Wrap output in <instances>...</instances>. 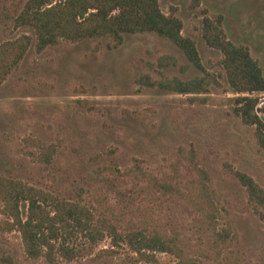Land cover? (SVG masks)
I'll use <instances>...</instances> for the list:
<instances>
[{
    "label": "rangeland",
    "instance_id": "1",
    "mask_svg": "<svg viewBox=\"0 0 264 264\" xmlns=\"http://www.w3.org/2000/svg\"><path fill=\"white\" fill-rule=\"evenodd\" d=\"M28 0H0V46L24 34L32 43L0 82V175L87 206L95 222L120 214L125 234L149 215L150 230L163 228L185 254L200 257L216 231L228 230L222 243L236 264H264V209L251 200L236 172L264 188V148L256 127L236 111L238 94L229 84L223 53L203 37L206 17L221 21L226 37L247 46L264 73V0H159L162 11L179 17L182 33L196 42L203 69L189 62L170 39L153 31L127 33L114 46L111 37L61 38L42 51L30 26L17 17ZM174 55L181 65L160 66ZM210 72L219 86L208 94H181L152 80L191 79ZM258 112L264 106V93ZM49 154V155H48ZM139 163L159 176L182 183L206 173L217 211L200 214L176 193L159 192L151 183L111 173ZM24 217L28 203H21ZM0 197V264H179L171 252L140 256L120 237L106 232L96 241L80 233L69 239L76 255L30 257L22 234L7 224Z\"/></svg>",
    "mask_w": 264,
    "mask_h": 264
},
{
    "label": "trees",
    "instance_id": "2",
    "mask_svg": "<svg viewBox=\"0 0 264 264\" xmlns=\"http://www.w3.org/2000/svg\"><path fill=\"white\" fill-rule=\"evenodd\" d=\"M20 25L34 29L36 47L42 51L61 38L81 40L90 37H111L114 46L123 43L125 34L153 31L173 41L185 54L189 62L203 69L196 42L183 35L182 20L165 14L159 0H28L17 17ZM203 37L207 44L218 48L223 53V67L230 86L238 93L236 111L243 120L256 127V136L264 148V117L258 112L260 97L264 93V73L257 59L249 48L237 45L229 40L221 26V21L214 22L206 17L203 21ZM32 43V37L24 34L16 40L0 46V82L10 69L23 58ZM160 66L179 65L185 70L188 65H181L174 55L166 54L160 58ZM144 79L150 85L181 94H208L212 86H219L218 76L205 72L191 79L178 76H164L152 80L150 75ZM264 114V106L260 110ZM49 155V154H48ZM104 169L116 175H127L135 180L151 183L164 194L176 193L185 198L200 214L214 217L217 211L215 201L210 196L204 177L182 183L172 176H159L136 163L123 171L114 166ZM240 181L247 187L251 200L264 209V188L253 177L236 172ZM0 197L3 201V213L11 221L6 223L18 229L23 238L25 250L32 258L45 255L50 261L56 254L72 259L76 248L69 239L82 233L90 240L104 237L106 232L126 241L134 251L152 261L149 251L171 252L179 258V264H204L200 257L185 254L176 238L156 227L150 230L149 215L133 223L137 229L125 234L119 232V226L129 224L123 215L113 214V221L106 218L95 222L93 212L85 205L55 196L49 191L31 186L13 178L0 175ZM28 203L27 216L24 217L21 203ZM230 236V231L214 233L211 248H202L201 254L215 261L216 264H236L235 260L224 251L222 243Z\"/></svg>",
    "mask_w": 264,
    "mask_h": 264
},
{
    "label": "water",
    "instance_id": "3",
    "mask_svg": "<svg viewBox=\"0 0 264 264\" xmlns=\"http://www.w3.org/2000/svg\"><path fill=\"white\" fill-rule=\"evenodd\" d=\"M260 111V110H259Z\"/></svg>",
    "mask_w": 264,
    "mask_h": 264
}]
</instances>
